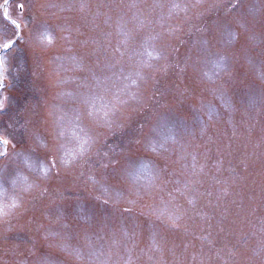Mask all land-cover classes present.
Segmentation results:
<instances>
[{
    "label": "rangeland",
    "instance_id": "obj_1",
    "mask_svg": "<svg viewBox=\"0 0 264 264\" xmlns=\"http://www.w3.org/2000/svg\"><path fill=\"white\" fill-rule=\"evenodd\" d=\"M7 7L19 18L22 36L15 48L0 51L7 58L0 137L10 141L9 155L27 152L37 137L51 141L60 114L54 106L70 120L73 108L86 111L74 97L84 91L90 70L105 71V51L119 45L159 59L143 72V106L130 101L124 115L114 117L121 128L97 127L82 115L95 140L82 160L63 166L58 154V174L53 170L47 180L36 181L24 165L19 176L11 164L0 173L5 205L20 188L37 184L0 218V264H83L72 250L87 257L86 235L99 258L110 254L112 264H264V0H8ZM40 25L53 33L47 47L35 38ZM154 112L168 113L191 134L169 143L166 152L147 151ZM64 133L70 159L78 149L72 122ZM129 160H150L161 175V187L135 204L116 175ZM100 184L119 187L125 198L102 204ZM161 198L184 211L178 227L150 212ZM57 208L65 221L56 222Z\"/></svg>",
    "mask_w": 264,
    "mask_h": 264
},
{
    "label": "snow or ice",
    "instance_id": "obj_2",
    "mask_svg": "<svg viewBox=\"0 0 264 264\" xmlns=\"http://www.w3.org/2000/svg\"><path fill=\"white\" fill-rule=\"evenodd\" d=\"M8 0H4V4L0 5L3 8V19L5 23L0 24V51H10L16 45L22 42L21 36V22L19 18L13 19L8 11ZM26 5L23 2L17 3L16 8L23 14ZM234 7V5H233ZM11 25V28H9ZM243 27V25L241 24ZM36 40L42 47H47L53 43L52 30L47 26H36L35 28ZM144 47L143 45L141 46ZM207 50H202L206 54ZM150 59H145L144 52L139 49H134L131 52H125L121 46L113 48L111 52L105 51L104 53V72L98 75L96 72L90 70V78L85 77L84 82L80 85L84 91L74 97L76 104L84 105L86 111L81 114L79 108H73L74 119L70 120L69 112L64 111L59 105L54 106L59 115H56L55 126L57 131L52 136L50 142L42 141L39 137L36 138L35 146L27 152L13 151L11 155L8 152V145L10 141L0 137V158L4 160L0 164V173H6L9 165H15L19 176V167L24 165L32 173H35L36 181L47 180L56 170L58 174V160L59 164L68 166L74 161L82 160L88 152L92 150V145L95 143L92 136V129H88L81 123L82 115H86L89 119L96 122L97 127H105L109 130L113 128H121L123 125L114 117L117 114H123V109L129 104L130 101L135 102L137 105L143 106L144 100L140 95V83L144 79L143 72L146 68H151V59H159V54L152 57L151 52L147 53ZM125 57H127V68L125 66ZM59 59V57H57ZM75 59V57H73ZM221 57V60H224ZM7 58L0 56V77L3 76ZM99 63V60H97ZM215 64V62H213ZM59 67V66H58ZM226 69V66H225ZM2 87V83H0ZM99 102V106H97ZM4 105L0 103V110H3ZM135 111V109H134ZM203 112V108L201 109ZM55 115V113H53ZM209 118H211V109L208 111ZM155 119L151 124L149 135L145 138V148L151 153H159L168 151L169 143H176L177 139L183 135L191 134L189 129L181 122L174 121L166 112H154ZM125 119H131V115L124 116ZM74 124V132L78 149L74 152L70 159H66V152L64 151L63 141L65 139L64 128L67 123ZM143 127V125H141ZM15 148V145H12ZM43 149L40 152L39 149ZM84 163H87L85 160ZM106 166V165H105ZM116 175L121 181L126 184L127 196H134L136 199L129 200V203L135 204L144 196H150L154 190L161 187L158 181H161L160 170L150 160L127 161L126 164L117 170ZM13 187L17 185L16 178L11 181ZM94 183H96L94 181ZM37 187L34 181L28 184L25 188H20L19 193L13 196V202L5 205L0 202V218L9 215L13 210L20 206V193L30 191ZM43 191H47L44 189ZM98 191L100 195L96 197L102 204H108L109 201L119 202L125 198V192L119 187L100 184ZM179 191V189H176ZM43 194V192L41 193ZM171 196V193H169ZM150 212L158 219L166 217L172 227H178L179 221L184 216V211L173 200L164 201L161 198V206H149ZM130 209L125 208L124 211ZM78 214L82 219H88V214L83 207L78 208ZM56 222L65 221L67 218L63 209L57 208ZM61 227L67 228L68 224L63 223ZM54 235H60L54 233ZM86 244L91 249L87 257L81 249H73L78 259L83 261V264H112L110 259H100L98 250L93 248V243L87 235L85 236ZM115 243V241H114ZM127 264V262H125Z\"/></svg>",
    "mask_w": 264,
    "mask_h": 264
}]
</instances>
